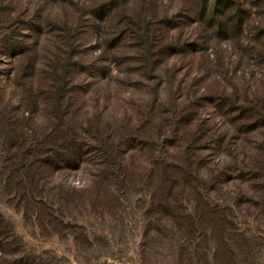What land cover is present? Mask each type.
<instances>
[{
	"label": "rangeland",
	"instance_id": "rangeland-1",
	"mask_svg": "<svg viewBox=\"0 0 264 264\" xmlns=\"http://www.w3.org/2000/svg\"><path fill=\"white\" fill-rule=\"evenodd\" d=\"M225 1L0 0V38L15 36L20 43L6 55L0 46L2 79L10 68L23 75L33 59L37 83L45 85L37 92L48 91L66 126L87 139L92 129L119 146L122 163L191 159L219 170L234 163L263 169L264 131L242 134L241 120L233 121L238 112L226 114L218 103L254 102L264 112V0ZM237 19V30L224 29ZM4 83L9 117L17 121L16 97L27 86ZM31 113L33 122L16 129L27 139L21 152L42 139V121L53 115L42 102ZM6 139L0 133V222L8 245L0 247V264L194 263L179 261L181 241L168 224L159 236L147 234L159 224L139 176L128 178L125 191L115 190V181L95 190L84 171L37 163L43 192L20 198L15 183H28L30 163H12ZM220 142L232 155L215 150ZM236 186L249 191L246 183ZM229 187L224 193L234 190ZM255 209L250 213H260ZM236 217L244 235L234 249L236 264H264V214ZM202 264L214 262L209 257Z\"/></svg>",
	"mask_w": 264,
	"mask_h": 264
},
{
	"label": "trees",
	"instance_id": "trees-1",
	"mask_svg": "<svg viewBox=\"0 0 264 264\" xmlns=\"http://www.w3.org/2000/svg\"><path fill=\"white\" fill-rule=\"evenodd\" d=\"M240 22H242L240 19L230 21L224 29L229 28L231 32H234L240 27ZM15 38V36L0 38V46L5 50V53L1 55H6V51L12 53L18 50L20 43ZM48 68L54 69V72L56 70V67L46 65V69ZM5 73L4 80L2 79L3 72L0 73V133L5 132L10 140L11 149H8L7 154L11 155L12 163H30L27 166L28 183L25 184L22 181L15 183V190L20 198L24 195L26 197L32 195L34 192L39 193L40 190L41 193L43 192V188L36 178L38 176L37 163H42L47 168L84 171L87 176L91 177L90 182L95 190L102 188V186H108L112 181H115V184L118 183L120 188L115 190L125 191L128 178L131 175H137L145 188V192L150 193L153 207L150 210L157 216V223L159 224L157 229L147 230V234L153 232L159 236L166 230V224H168L169 231H173L174 235H177L181 241L179 261L190 260L194 262L193 264H202L208 261L210 257L214 264H236L234 249L241 246L242 241L244 242V235L238 232L236 215L245 214V216L259 217L260 214H264V186L257 184L259 181L264 182V168L257 167L253 170L242 166L245 168L243 169L239 163H234L231 168L219 170L216 163H192L191 159L185 160L184 163H166L163 161L135 163L136 165L134 163H122L123 155L119 156V146L110 143L107 139L95 137L92 135V129H87L86 135L90 137L87 139L66 126V123L62 121L61 114H59L60 107L51 103L54 99L47 96L48 91L37 92L38 87L45 88V85L37 83V70L33 59L28 61L25 70H23V75L19 76L13 68L5 71ZM45 74L51 77L53 72L47 71ZM14 79L21 80L23 86H27V89H24L21 95L16 97L18 107L15 109L23 119H16L17 121H13V117H9L10 112L8 104L5 103L6 95L3 89L6 88L5 81L11 82ZM34 83H37V86H34ZM33 92L35 94L34 99L31 98ZM38 102L45 103L47 107L52 108L53 115L51 119L42 121L44 130L42 139L40 140L39 136L36 135L37 139L30 143L32 145L29 149L21 152L19 149L27 144V139L23 130L16 132V129H21L24 121L33 122L34 119L31 120L33 113L31 112ZM218 104L222 109L228 108L226 114L238 112L239 117H234L233 121L241 120L240 131L242 134L264 131V112H261L254 102L248 103V105L233 102H220ZM9 140L6 139L5 141L8 143ZM42 143L46 146L49 145L51 149L49 147L42 151L33 147ZM222 144L223 142L218 143L215 150L223 154L228 152L229 155H232V151L229 149L225 151ZM91 146L93 149H90ZM15 149L16 153L14 152ZM92 151H96L97 155L94 160L90 161L88 156ZM149 153V156L152 157V151L149 150ZM244 154L242 153V156ZM39 155L43 159L39 160ZM232 158L234 162L239 161V155H234ZM97 160L99 162H96ZM230 165L228 164V167ZM241 165L244 164L241 163ZM133 169H140L144 174L135 173ZM144 178L146 182H144ZM237 183L248 184L249 191L240 190L236 186ZM225 185L234 190L224 193ZM253 205L255 210L260 211L257 215L249 211ZM243 208L247 209L244 213H242ZM4 231H6L5 227L0 222V247L8 246L3 242L7 233Z\"/></svg>",
	"mask_w": 264,
	"mask_h": 264
}]
</instances>
